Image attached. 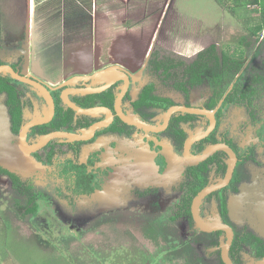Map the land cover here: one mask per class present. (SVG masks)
<instances>
[{
    "label": "flooded vegetation",
    "instance_id": "1",
    "mask_svg": "<svg viewBox=\"0 0 264 264\" xmlns=\"http://www.w3.org/2000/svg\"><path fill=\"white\" fill-rule=\"evenodd\" d=\"M176 1L0 4V136H25L46 168L24 180L0 164V182L34 191L73 233L151 234L163 220L159 264H264L255 53L240 52L243 39L232 52L182 53ZM61 132L75 136L34 148Z\"/></svg>",
    "mask_w": 264,
    "mask_h": 264
},
{
    "label": "rangeland",
    "instance_id": "2",
    "mask_svg": "<svg viewBox=\"0 0 264 264\" xmlns=\"http://www.w3.org/2000/svg\"><path fill=\"white\" fill-rule=\"evenodd\" d=\"M22 1L0 0V4H6L11 11H18ZM221 1L175 2L171 10L172 20L182 23L181 32L186 36L182 53L193 56L212 44H218L219 50L232 52L233 46L250 34L248 26L253 25L252 18L255 20L258 17L256 13L251 12L253 8H243L235 13L229 6H226V10ZM162 2L163 0H160V3ZM247 20H250L251 24H248ZM262 36L264 37V33ZM263 60L264 51L259 63ZM45 175L46 173L41 177L34 176L41 181ZM47 186H40V183L36 182L35 187L45 190L43 187ZM50 189L52 191V187ZM47 194L49 196L50 192ZM15 201L13 192L0 182V264H66V258L74 259L75 262L71 261L69 264H159L162 258H165L164 253L169 243L166 244L167 236L162 233L160 224L163 220L156 222L155 231L151 234L131 231L129 235L122 233L119 237L115 235L120 232L112 231L106 238L103 236V228L99 227L91 228L87 232H71L64 219L57 217L55 206L51 208L46 201L40 202L41 209L36 218L21 219L16 214ZM7 220L10 221V228L7 227ZM41 241L45 244L49 241L51 244L42 245Z\"/></svg>",
    "mask_w": 264,
    "mask_h": 264
},
{
    "label": "trees",
    "instance_id": "3",
    "mask_svg": "<svg viewBox=\"0 0 264 264\" xmlns=\"http://www.w3.org/2000/svg\"><path fill=\"white\" fill-rule=\"evenodd\" d=\"M221 4L225 6L226 10H227L226 6H229L231 10L235 13L243 10V8L252 7L253 10H251V12L256 13L258 16L255 20L254 18H252L253 25L248 26L250 34L242 38L243 50L241 53L245 54L249 51L255 53L253 57L252 65L250 67V69L252 70L249 73L250 75L249 78H247V80L248 81L251 80L252 82V87H251L252 94H256L259 92L264 93V60L261 64L258 61L259 57L262 56L264 51V47H263L264 37L262 36V34L264 33V0H222ZM247 22L248 24H251L250 20H247ZM253 49H255V51H253ZM214 51H216L215 46H213L212 49L207 50L204 54L206 55V53L209 52L214 53ZM203 55H201V57H203ZM236 63L238 65L241 64L240 62H236ZM241 68H242L241 65L240 68L237 67L236 74H238L241 71ZM243 78H245V76ZM238 84L240 86H243L245 85V82L240 80ZM13 195L16 197V201L14 205L16 207L15 209L16 214L19 218L23 219L25 217H30L31 219L32 218L34 219L39 215L41 205H40V201L36 199L37 196L36 194H34V191L31 192L30 195H24L22 191V187L17 186L16 190L13 192ZM7 227L9 228L11 227L10 221L8 220H7ZM41 244L50 245L51 242L48 241L45 244L43 243V241H41ZM66 259H67V261L65 262L66 264H69V262L71 261L75 262L74 259H70V258H66Z\"/></svg>",
    "mask_w": 264,
    "mask_h": 264
},
{
    "label": "water",
    "instance_id": "4",
    "mask_svg": "<svg viewBox=\"0 0 264 264\" xmlns=\"http://www.w3.org/2000/svg\"><path fill=\"white\" fill-rule=\"evenodd\" d=\"M7 72L6 68H0V74ZM111 76V73H110ZM9 136V135H8ZM75 135L70 133H56L53 135H48L42 137L41 142L37 144L34 148H38L43 144H47L49 141L55 138H73ZM32 149L29 147L25 140V136L19 139L18 143L13 144L11 137L0 136V164L21 177H31L32 175L42 176L46 173L45 165L38 161L32 155ZM211 189L207 188L204 192H209ZM198 203L196 204V209L198 210ZM199 215H197L198 217ZM231 264V263H229Z\"/></svg>",
    "mask_w": 264,
    "mask_h": 264
}]
</instances>
